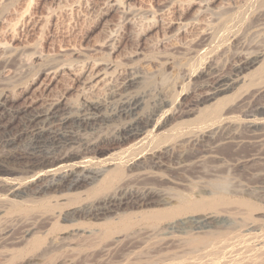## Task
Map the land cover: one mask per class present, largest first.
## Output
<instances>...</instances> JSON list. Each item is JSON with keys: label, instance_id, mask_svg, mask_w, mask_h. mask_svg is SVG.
Listing matches in <instances>:
<instances>
[{"label": "rangeland", "instance_id": "rangeland-1", "mask_svg": "<svg viewBox=\"0 0 264 264\" xmlns=\"http://www.w3.org/2000/svg\"><path fill=\"white\" fill-rule=\"evenodd\" d=\"M249 53L261 57L244 82L198 105L208 77L226 76ZM84 63L101 79L108 72L94 89L62 70ZM134 94L148 116L164 104L146 134L111 142L122 125L112 116L98 140L103 153L82 151L57 166L101 171L96 187L39 197L41 183L29 184L33 175L17 160L6 164L0 264H264V0H0V102L59 98L73 110L87 99L107 114ZM119 185L149 187L172 201L63 220ZM204 216H214L205 231H166Z\"/></svg>", "mask_w": 264, "mask_h": 264}, {"label": "bare ground", "instance_id": "bare-ground-1", "mask_svg": "<svg viewBox=\"0 0 264 264\" xmlns=\"http://www.w3.org/2000/svg\"><path fill=\"white\" fill-rule=\"evenodd\" d=\"M259 55L247 54L246 57L240 60L238 66L226 76L216 77L215 74L210 75L206 85H202L201 88L204 91L208 90V94H205V97L199 100L197 104L201 105L215 100L222 94L235 91L240 83L244 82L243 74L259 64L261 57ZM109 68L107 67V69ZM62 70L68 73L70 82L75 84L82 82L87 88L99 85L108 73H105L106 70L103 71L105 78L101 79L102 75L100 73L102 72L98 71V67L86 65L82 68L80 66V69L78 67L74 69L73 67H66ZM52 74L49 72L47 75L53 76ZM210 81H213L212 84H210ZM134 84H136V78H129L124 82V88L126 87L128 90ZM75 108L72 110L63 99L60 100L59 98L48 103L45 101L39 106L30 104L25 107H17L10 95L5 96L0 102V174L8 172L11 174L6 164L17 160L20 172L33 175V177L31 176L32 182L31 178L29 179V184L41 183V186L39 184V186H36L39 189H37L38 196L49 195L51 190L60 192L72 191L80 187L94 188L103 177L101 171L88 168L77 171L64 169V167L58 168L57 166L69 162L79 156L82 151L90 150L103 153L104 151L98 147V144H100L98 140L103 136L108 124L113 121L110 119L112 116L122 120V125L111 133L112 135L109 134L112 138L108 135L111 138L108 140L115 144H123L146 134L149 131V126L154 125L151 124L154 119H150V117L152 115L158 117L164 113V104L160 103L156 110H152L153 113L149 112L151 115L148 116L145 113L144 98L138 94L121 97L117 106L107 112L108 115L104 113L105 110H103L102 104L87 101V99L77 109ZM193 112L192 109L185 110L182 115L190 116ZM256 123L257 119L251 121L253 126ZM18 151H22L20 156H17ZM157 164L162 165L160 161ZM16 190L10 188L7 192L10 194ZM20 193L16 194L15 197H19ZM20 198L24 199L22 195ZM171 201L172 197L160 194L149 187L130 189L119 185L112 192L106 193L95 201L85 203L72 212L64 214L63 220L69 221L76 216L85 218L105 216L129 202L132 205L142 207L155 203H158L155 205L170 204ZM213 218L214 216L194 217L189 223L180 222L171 225L172 227L166 228V231L168 233V230H170L171 235L205 231L209 228L210 221ZM252 229L253 225L249 230ZM259 248L264 249V241L259 243ZM254 262V260L249 261V263Z\"/></svg>", "mask_w": 264, "mask_h": 264}]
</instances>
